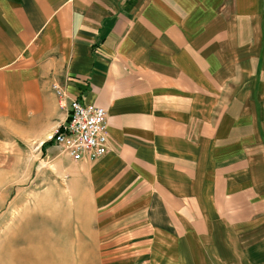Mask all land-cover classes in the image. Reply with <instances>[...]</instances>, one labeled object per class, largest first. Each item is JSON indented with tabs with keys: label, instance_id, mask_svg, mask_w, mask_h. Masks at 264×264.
Here are the masks:
<instances>
[{
	"label": "crops",
	"instance_id": "obj_1",
	"mask_svg": "<svg viewBox=\"0 0 264 264\" xmlns=\"http://www.w3.org/2000/svg\"><path fill=\"white\" fill-rule=\"evenodd\" d=\"M73 100L96 161L51 142ZM41 165L99 264H264V0H0V221Z\"/></svg>",
	"mask_w": 264,
	"mask_h": 264
},
{
	"label": "rangeland",
	"instance_id": "obj_2",
	"mask_svg": "<svg viewBox=\"0 0 264 264\" xmlns=\"http://www.w3.org/2000/svg\"><path fill=\"white\" fill-rule=\"evenodd\" d=\"M36 170L41 182H27L10 220L0 221V264H99L95 246L84 252L81 196L71 197L63 185L51 188L48 166Z\"/></svg>",
	"mask_w": 264,
	"mask_h": 264
},
{
	"label": "built area",
	"instance_id": "obj_3",
	"mask_svg": "<svg viewBox=\"0 0 264 264\" xmlns=\"http://www.w3.org/2000/svg\"><path fill=\"white\" fill-rule=\"evenodd\" d=\"M52 140L75 162L96 161L110 150L106 110L73 100L67 122L57 129Z\"/></svg>",
	"mask_w": 264,
	"mask_h": 264
}]
</instances>
